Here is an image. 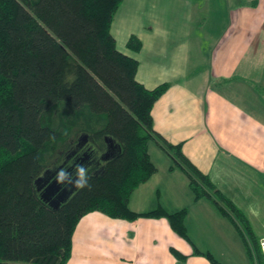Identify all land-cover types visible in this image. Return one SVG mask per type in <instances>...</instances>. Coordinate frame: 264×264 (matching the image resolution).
Listing matches in <instances>:
<instances>
[{
  "label": "trees",
  "instance_id": "1",
  "mask_svg": "<svg viewBox=\"0 0 264 264\" xmlns=\"http://www.w3.org/2000/svg\"><path fill=\"white\" fill-rule=\"evenodd\" d=\"M124 1L0 0V264H67L79 223L94 212L130 222L165 218L190 241L188 209L137 214L130 208L133 193L157 172L152 141L173 158L171 171L188 176L195 200L211 201L235 226L252 262L264 264L245 214L181 145L155 131L153 109L170 85L147 89L137 80L139 62L118 50L111 30ZM127 46L143 47L135 36ZM251 85L264 97V86ZM85 137L90 187L73 185L55 210L42 198L43 187ZM195 254L220 264L211 253Z\"/></svg>",
  "mask_w": 264,
  "mask_h": 264
},
{
  "label": "crops",
  "instance_id": "2",
  "mask_svg": "<svg viewBox=\"0 0 264 264\" xmlns=\"http://www.w3.org/2000/svg\"><path fill=\"white\" fill-rule=\"evenodd\" d=\"M111 32L118 50L139 62L142 85H170L153 109L157 134L181 145L264 238V97L251 85L264 86V0H125ZM133 36L140 52L127 46ZM149 155L157 172L130 208L188 209L190 241L165 218L130 222L94 212L79 223L67 264H211L195 249L220 264H254L232 222L211 201L195 200L185 172L171 171L162 145L152 141Z\"/></svg>",
  "mask_w": 264,
  "mask_h": 264
},
{
  "label": "flooded vegetation",
  "instance_id": "3",
  "mask_svg": "<svg viewBox=\"0 0 264 264\" xmlns=\"http://www.w3.org/2000/svg\"><path fill=\"white\" fill-rule=\"evenodd\" d=\"M79 150L81 151V153L79 152ZM90 158H91V154H90V150L87 151V140H86V142H82V144L79 145V148L76 152L63 158V163L61 165H58L57 169L50 176H48L46 180V184L50 185L56 182L60 186V192L58 194H61L62 191L65 189H67L69 193L72 194V192L74 191V187H72L73 184H68L67 182L63 184L59 183L56 179L57 173L61 169H65V167L68 164H72L71 168L66 169L70 173L73 170V168L77 165L86 166V168L89 170L91 166Z\"/></svg>",
  "mask_w": 264,
  "mask_h": 264
},
{
  "label": "clouds",
  "instance_id": "4",
  "mask_svg": "<svg viewBox=\"0 0 264 264\" xmlns=\"http://www.w3.org/2000/svg\"><path fill=\"white\" fill-rule=\"evenodd\" d=\"M54 139V137H52ZM75 178H73V173L68 172L66 169H61L56 176V179L59 183L73 184L75 187L79 189H84L86 187H90L89 181V173L86 166L77 165L74 169Z\"/></svg>",
  "mask_w": 264,
  "mask_h": 264
},
{
  "label": "water",
  "instance_id": "5",
  "mask_svg": "<svg viewBox=\"0 0 264 264\" xmlns=\"http://www.w3.org/2000/svg\"><path fill=\"white\" fill-rule=\"evenodd\" d=\"M86 140L87 138L85 137L83 139V142H86ZM42 181L43 179H40L38 184L41 183ZM43 188L45 189L42 194V198L46 202L50 203V206L54 208L55 210H57L60 207V205L66 202L71 196V193H69L67 189L63 190L61 194H58L60 192V186L56 182L48 186L44 185Z\"/></svg>",
  "mask_w": 264,
  "mask_h": 264
},
{
  "label": "built area",
  "instance_id": "6",
  "mask_svg": "<svg viewBox=\"0 0 264 264\" xmlns=\"http://www.w3.org/2000/svg\"><path fill=\"white\" fill-rule=\"evenodd\" d=\"M260 248L262 253L264 254V238L260 239Z\"/></svg>",
  "mask_w": 264,
  "mask_h": 264
},
{
  "label": "rangeland",
  "instance_id": "7",
  "mask_svg": "<svg viewBox=\"0 0 264 264\" xmlns=\"http://www.w3.org/2000/svg\"><path fill=\"white\" fill-rule=\"evenodd\" d=\"M260 95V94H259Z\"/></svg>",
  "mask_w": 264,
  "mask_h": 264
}]
</instances>
